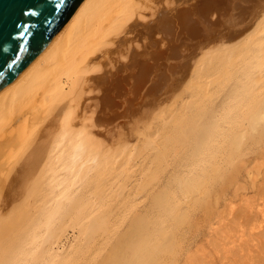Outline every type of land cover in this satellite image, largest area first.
I'll use <instances>...</instances> for the list:
<instances>
[{"label": "bare ground", "instance_id": "1", "mask_svg": "<svg viewBox=\"0 0 264 264\" xmlns=\"http://www.w3.org/2000/svg\"><path fill=\"white\" fill-rule=\"evenodd\" d=\"M263 162L264 0H85L0 91V264H264Z\"/></svg>", "mask_w": 264, "mask_h": 264}, {"label": "water", "instance_id": "2", "mask_svg": "<svg viewBox=\"0 0 264 264\" xmlns=\"http://www.w3.org/2000/svg\"><path fill=\"white\" fill-rule=\"evenodd\" d=\"M84 1L0 0V91L60 36Z\"/></svg>", "mask_w": 264, "mask_h": 264}, {"label": "rangeland", "instance_id": "3", "mask_svg": "<svg viewBox=\"0 0 264 264\" xmlns=\"http://www.w3.org/2000/svg\"><path fill=\"white\" fill-rule=\"evenodd\" d=\"M260 165H261V168H260L261 173H263L262 171H264V168H263V166H264V162H263V166H262V163H261ZM258 175H260V174H256V173H254V176L260 180V179H261V175H260V176H258ZM256 178H255L254 180H255V182L257 183V182H259V181H258V179L256 180ZM246 187L249 188V189H248L249 191L246 189V190H247L246 192H247V193L249 192L248 194H250V192H251V191H250V190H251V189H250L251 186L249 187V185H246ZM247 193H246L245 195H247ZM252 193H253V192H252ZM252 193L249 195V196L253 195V196H251V197H248V196L246 197V196H245L247 199H249V201H253V200L255 199V198H254L255 196H254V194H252ZM231 198H232V197H231ZM252 198H254V199L252 200ZM262 198H263V199H262ZM234 199H235V200H234ZM234 199L232 198V202L234 201L233 203H235V201H236L237 204H236V203H235V204L238 205V201H239V200L236 199V198H234ZM255 200H257V198H256ZM262 200H264V197H261L260 200L258 199V200L256 201V202L260 203V204H259V209H261V208L264 209V207H263V206H264V203H262ZM233 205H234V204H233ZM236 205H235V206H236ZM262 205H263V206H262ZM235 206H233V208H234ZM235 208H237V207H235ZM201 239H202V240H201L202 242H201V241L198 242V243H200V244L203 243V238H201Z\"/></svg>", "mask_w": 264, "mask_h": 264}, {"label": "snow or ice", "instance_id": "4", "mask_svg": "<svg viewBox=\"0 0 264 264\" xmlns=\"http://www.w3.org/2000/svg\"><path fill=\"white\" fill-rule=\"evenodd\" d=\"M56 7L58 8V7H59V5L57 4V5H56Z\"/></svg>", "mask_w": 264, "mask_h": 264}]
</instances>
